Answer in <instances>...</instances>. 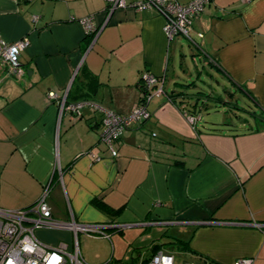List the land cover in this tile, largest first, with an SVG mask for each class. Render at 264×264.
<instances>
[{"label":"crops","instance_id":"crops-1","mask_svg":"<svg viewBox=\"0 0 264 264\" xmlns=\"http://www.w3.org/2000/svg\"><path fill=\"white\" fill-rule=\"evenodd\" d=\"M106 4L0 0V44L30 40L20 74L0 61V207L31 205L50 184L56 219L106 226L105 235L84 236L87 264L143 263L153 243H166L175 259L178 247L202 264H264V0H211L191 40L168 39L153 8H118L92 40L80 20H103ZM144 71L164 90L148 102L150 118L123 132L116 157L100 140L101 111L61 110L66 94L67 102L129 114ZM186 114L202 119L192 126ZM95 198L119 214L103 212ZM38 235L50 244L73 238L61 229Z\"/></svg>","mask_w":264,"mask_h":264},{"label":"built area","instance_id":"built-area-1","mask_svg":"<svg viewBox=\"0 0 264 264\" xmlns=\"http://www.w3.org/2000/svg\"><path fill=\"white\" fill-rule=\"evenodd\" d=\"M20 2H32L35 0H18ZM211 0H191L181 3L178 0H136L128 3L127 0H107L104 9L103 20H97L96 15L88 16L80 20L84 25L88 36L95 40L104 26L109 23L112 12L118 8L132 6L137 10L153 8L165 19L163 30L168 39L183 36L191 40V31L194 19L204 11ZM39 16L32 15V21L38 22ZM202 36V34H199ZM30 44L28 36H24L12 43L0 44V61L9 67L10 73L21 71L20 53ZM141 86L143 95L139 103L129 114H120L98 102L81 100L67 102V95L59 96L58 93L50 91V99L59 98L61 110L68 109L77 115L81 114L84 107L89 106L103 113L102 132L100 140L103 141L111 155L116 157L119 152L116 143L123 132L135 124L150 118L151 113L147 107L155 91L164 90L163 80L155 74L144 71L141 75ZM192 126L202 119L201 114H186ZM50 184H47L41 197L31 205L20 209H4L0 207V264H87L81 256L79 234L105 235V227L98 223L78 222L74 217L70 220L56 219L52 207L48 201ZM169 222H164L168 224ZM144 225L146 223H143ZM257 225V224H256ZM112 226V225H111ZM113 227L123 228L120 224ZM69 230L73 238L60 240L56 244H50L38 235L40 230ZM253 258L242 257L235 260L233 264H252ZM116 264H134L126 261ZM138 264V263H137ZM139 264H177L174 255L167 249H160L145 263ZM184 264H202L188 261Z\"/></svg>","mask_w":264,"mask_h":264},{"label":"rangeland","instance_id":"rangeland-1","mask_svg":"<svg viewBox=\"0 0 264 264\" xmlns=\"http://www.w3.org/2000/svg\"><path fill=\"white\" fill-rule=\"evenodd\" d=\"M184 44H185V46L187 45V43L186 42H184ZM210 70H211V68H209ZM213 73L215 72V70H213L212 71ZM204 76H205V74H203L202 75V78L204 79V80H206V76H205V78H204ZM194 80H196V78L194 79ZM207 81H209V79L207 80ZM210 83V82H209ZM199 85L205 90V91H207V87H205L204 85H203V83H200L199 82ZM239 103L241 104V105H243V106H245V107H247V103H248V101H246V99H242V100H239ZM167 230L166 231H168V233H174V229L172 228V227H168V228H166ZM116 232H120V233H118L119 235L120 234H122V232L121 231H119V230H116ZM84 236H87V234L86 233H80L79 234V243H80V246L82 247L83 246V244H84ZM96 236V235H95ZM163 241H168V239H172V237L171 236H164L163 238ZM111 244V243H110ZM95 246H98L97 245V243H96V245ZM112 251H113V249H112V245H111V247H110V251H109V253H110V256L112 255L113 257H115L114 256V254L112 253ZM145 251L147 252V254L149 253V249L147 248V249H145ZM174 251V253H175V255H176V259L178 260V261H188V260H191L192 258H191V255L186 251V250H183V249H181V248H178L177 247V249H174L173 250ZM114 260V261H113ZM113 261V262H112ZM116 262H118V261H116V257H115V259L114 258H110V261H109V264H116ZM128 263H134V264H137V263H135V262H130V261H127Z\"/></svg>","mask_w":264,"mask_h":264},{"label":"trees","instance_id":"trees-1","mask_svg":"<svg viewBox=\"0 0 264 264\" xmlns=\"http://www.w3.org/2000/svg\"><path fill=\"white\" fill-rule=\"evenodd\" d=\"M93 204L98 207L100 210H102L103 212L110 214V215H117L119 214V210H114L113 208H111L110 206H108L106 203H104L102 200L95 198L93 200ZM117 230L119 231H123V228H118ZM174 243H177L176 241ZM170 244V243H168ZM167 245L166 243H153L150 247V253L149 255L143 260V263H145L147 260H149V258L154 255L157 251H159L160 249H163L164 246ZM182 247H184V245H182ZM130 262H133L130 261Z\"/></svg>","mask_w":264,"mask_h":264},{"label":"water","instance_id":"water-1","mask_svg":"<svg viewBox=\"0 0 264 264\" xmlns=\"http://www.w3.org/2000/svg\"><path fill=\"white\" fill-rule=\"evenodd\" d=\"M112 14H113V12H112ZM112 14H111V16H112Z\"/></svg>","mask_w":264,"mask_h":264}]
</instances>
